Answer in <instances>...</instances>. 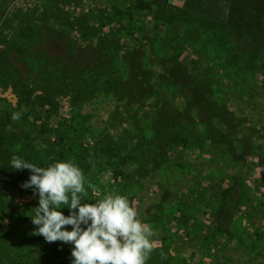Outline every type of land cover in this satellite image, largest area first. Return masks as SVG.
<instances>
[{
    "label": "rangeland",
    "instance_id": "obj_1",
    "mask_svg": "<svg viewBox=\"0 0 264 264\" xmlns=\"http://www.w3.org/2000/svg\"><path fill=\"white\" fill-rule=\"evenodd\" d=\"M239 1L244 19L262 5L250 29L264 25V0ZM232 2L0 0V123L27 139V162L72 160L82 203L127 196L154 233L146 264H264V36L232 31ZM30 175L0 178V264H72L73 245L34 233Z\"/></svg>",
    "mask_w": 264,
    "mask_h": 264
},
{
    "label": "clouds",
    "instance_id": "obj_2",
    "mask_svg": "<svg viewBox=\"0 0 264 264\" xmlns=\"http://www.w3.org/2000/svg\"><path fill=\"white\" fill-rule=\"evenodd\" d=\"M21 115L13 112L11 119L18 121ZM10 164L17 171L31 172L22 188L32 189L34 196H38V207L31 218L37 226L34 233L48 243L61 241L73 245L72 264H146L156 243L150 239L154 233L150 225L137 218L127 196L109 194L94 204L82 203L88 195L86 179L72 160L39 167L14 155ZM88 188L97 192L92 183H88ZM61 205H67V217L59 210ZM161 257L166 258L163 252Z\"/></svg>",
    "mask_w": 264,
    "mask_h": 264
},
{
    "label": "trees",
    "instance_id": "obj_3",
    "mask_svg": "<svg viewBox=\"0 0 264 264\" xmlns=\"http://www.w3.org/2000/svg\"><path fill=\"white\" fill-rule=\"evenodd\" d=\"M256 5V4H255ZM243 4L241 5L239 0H233L232 6H231V25L229 26L232 28V31L236 30L238 28H241L243 30H247L245 32H248V30L251 28L250 23L252 21L255 22V19H259L262 14L263 7L260 4H257V8L259 9L258 13L257 11L254 14H250L249 17L244 19L243 16ZM142 8H151V5L149 3L142 6ZM259 15V17H258ZM258 17V18H257ZM258 22V21H257ZM192 25L195 27V31L197 35H202L201 27L198 25L197 18H194L192 21ZM261 25V24H260ZM219 29L225 28V25L221 24H215ZM249 30V35L253 36V32L255 34L256 31H262L264 33V25H261V27H256ZM211 34L213 29H208ZM217 34L218 31H213ZM261 32V33H262ZM261 34L264 36V34ZM210 35V34H208ZM220 36H223L222 33L219 34ZM209 38V36H208ZM175 84H178L179 87H181V90H185V95L188 98V100L192 103H197L199 101V96L201 95L200 91L198 90V87L193 82V78L191 76L185 77L179 74L178 76H175L171 79ZM18 134L15 131L9 132L6 129L5 125H2L0 123V178L4 182L19 179L23 174L28 173L27 169L19 170L17 171L13 167H11L10 161L12 158L13 153H17L16 156L21 157L22 159L26 160V157L24 155V152L26 151L25 144H27V139H25L23 136H21V139L19 140ZM235 190L229 189L225 192V203L222 205V207L219 209V212L217 214V217L215 219V228L218 232H226L227 229V223L229 224L230 221L233 219L234 212L238 208L241 195L237 194L234 195L232 192ZM233 196H236L235 198ZM234 202V203H233Z\"/></svg>",
    "mask_w": 264,
    "mask_h": 264
}]
</instances>
